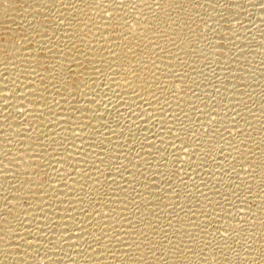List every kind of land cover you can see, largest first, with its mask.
I'll return each mask as SVG.
<instances>
[{"label":"bare ground","instance_id":"1","mask_svg":"<svg viewBox=\"0 0 264 264\" xmlns=\"http://www.w3.org/2000/svg\"><path fill=\"white\" fill-rule=\"evenodd\" d=\"M19 1L0 0V264H34L36 248L48 246L53 248L46 254L53 255L50 264H194L191 259H209L204 253L201 257L203 245L196 237L205 238L202 227L213 217L208 211L225 204V191L208 180L197 183L204 168L195 160L204 151L185 135L184 122L193 108L182 106L195 97L188 92L195 49L183 37L189 27L187 17L177 13L180 0ZM223 91L238 94L228 86ZM250 106H243L241 114L254 123L257 112ZM217 126L215 131L228 137L234 132L227 123ZM127 130H136L142 139L134 154L137 138ZM249 133L226 148L238 153L243 164V199L256 201L249 218V208L242 207L247 219L241 225L252 242L248 239L240 250L250 264H264V147ZM165 148L178 162L173 169L177 180L165 182L168 187L160 183L172 169L164 161ZM108 151L119 165L106 172L104 165L114 157ZM191 155L197 156L195 163ZM187 158L189 168L182 166ZM47 171L51 177H45ZM185 185L192 204L183 201L187 196L182 197L181 188L182 194L175 189ZM168 205L173 214L165 229L157 222L162 224L160 208ZM258 246L262 254L257 257ZM64 250H73L71 258ZM218 258L216 264L227 263Z\"/></svg>","mask_w":264,"mask_h":264},{"label":"rangeland","instance_id":"2","mask_svg":"<svg viewBox=\"0 0 264 264\" xmlns=\"http://www.w3.org/2000/svg\"><path fill=\"white\" fill-rule=\"evenodd\" d=\"M249 1L251 3H249ZM174 2H177V0H175ZM21 3H22V1H21ZM21 3H20V5H22ZM178 3L180 5H178ZM217 4H218V6H217ZM175 5L178 7L180 6V9L176 7L177 13L179 14V12H180V14L182 16L187 17L185 19H187V26L189 27V28H187V31H189V32L188 33L186 32L185 34L183 33V35L187 34L188 37L187 36H183V37L190 39L192 45H194L193 49H195V51H193V53H195V54L192 53V56H190V60H192L190 63H192L193 60H195V63H193L194 65L193 64L190 65L191 66L190 69H192V70H190L188 72L189 75L192 72V74L189 77L190 79L188 78V84L190 82L188 92L191 95H194L195 97L192 98V96H191L193 102L188 103V106L187 105L185 107L182 106L183 109L191 107L190 108V110H191L193 108V111H191V114H190L191 116L189 117L190 119L185 120V122H184L185 127H187V128H185V132H186L185 135H186V139L188 140L187 141L188 143H194L196 145V147H199L201 145L200 148L202 147V149L204 151V153L201 154V156H203V155L204 156L201 158H198V160H195V159H197L196 155H194V156L191 155L192 158L189 157L190 155L188 157H189V159H191L192 163H195V161H196L195 164H198L200 167L203 166V168H204L202 170L204 173L201 171V177H199V178L196 177V179L198 180L197 183L202 182V180H203V182H204V180L205 181L208 180L209 181V182H207L208 184L210 183V185H212V186L213 185L215 186V184L216 185L220 184V187L222 186L221 188H223L224 189L223 191H225L224 192L225 196L222 195L223 196L222 200L225 199V200H223L225 202L224 205L222 204L223 206L221 205V203L217 202L221 206L218 204H215V208H212V211H211V208L208 206L210 208V211H208V213L211 214V216H213V217L209 221L211 225L208 223L207 228L205 227L206 225L204 227H202V229H204L203 231H205L204 234H206L205 238L199 237L200 238L199 239L198 237H196V241L198 242L200 240L199 244L203 245L202 248L200 247L202 249L200 252L201 257L203 255H206L203 257H207L209 259L202 260V262H201V258L199 260L196 258V259H191L193 261L190 260V262L194 263V264H202V263L204 264V262L206 261L205 264H207L208 262H209V264L211 262H212L211 264H214V263L216 264L218 262V260H220L219 258L217 259V256H220V257L226 258V260H227L226 264H246V263L250 264L249 260H245L243 258V254H242L243 250H240V249H242V247H243V249H245L246 248L245 246L247 245V243L250 242L249 244H251L252 241H251V237L248 236V234H246L244 232L243 225H241V224H243L242 220L245 221V219L249 218V216L251 217V215H252L251 212H253L254 211L253 208L256 207V205H255L256 201L254 200L253 204H252L253 199L250 200V202L247 201L248 204L245 202L246 200H244V199H246L245 198L246 192H244V189H245V187L243 186L244 182H243L242 178H240V176L242 175L241 171L243 170V164H242L240 158L238 159L239 154L235 153L234 151L233 152L231 151V153H230V150L228 151L227 148L230 149L232 147V145H235L236 142H242L243 141V138H242L243 134L244 133L247 134L248 132H250L252 134L251 136L256 137L257 138L256 141L259 140L261 142V145L264 147V77H263L264 76V6H263L264 0H247V1L246 0L245 1L244 0H180L179 2L175 3ZM236 5L238 6V8ZM214 7L215 8L217 7V8L215 9ZM192 9H194V10H192ZM233 9L234 10L236 9L237 11L236 10L234 11ZM215 10L217 13L215 12ZM215 19H216V21H215ZM217 19H218V21H217ZM190 25L192 26V28ZM217 29H219V30H217ZM229 34H231V35H229ZM226 35L228 36V38ZM242 36H244L245 38ZM226 38H227V40H226ZM196 46H198V47L195 48ZM203 46L205 49L203 48ZM212 46L213 47L215 46L216 49L213 48ZM201 47H202L203 51L201 50ZM240 48L242 50H240ZM197 49H198V51L200 49V53L197 51ZM214 49L216 51H214ZM218 49H220V50H218ZM204 50H206V51H204ZM212 51H213V53H211ZM201 52H202V54H201ZM215 52H216V54H215ZM237 52H238V54H237ZM240 52L242 54H239ZM205 53H206V55H205ZM244 53H245V56H244ZM213 54H214V56H213L214 58L212 59L211 56ZM226 56H227V58H226ZM250 56H252V57H250ZM200 57H202V58L205 57V58L202 59ZM206 57H208L209 60ZM205 59H207V60H205ZM238 59H240V60H238ZM210 60H212V61H210ZM206 61L209 63H207ZM197 62H198V64H197ZM235 63L237 66L235 65ZM240 67H241V69H240ZM236 68H238V70ZM195 69H196V71H195ZM194 72L195 73L197 72L196 73L197 75ZM225 73L226 74L228 73V74L226 75ZM191 78H193V79H191ZM191 80H193V82ZM191 83H193V84H191ZM227 83H229V84L227 85ZM194 84H196V85H194ZM243 84H245V85H243ZM193 85L196 87H194ZM192 86H193V88H192ZM218 86H219V88H218ZM222 86H223V88H222ZM224 86H228V88L229 89L231 88V90L236 89L238 91V94L236 92H230L227 94L226 91L225 92L223 91ZM242 90H244V91H242ZM230 94H234V95H232L231 98L229 99ZM222 99H224V100H222ZM225 99H227V100H225ZM241 103H242V105H241ZM245 105H246V107L248 105L249 106L251 105L250 108H254L253 110H255V109L257 110V111L255 110V113L257 112V120H258L257 122L255 121L254 123H252L245 115L241 114L242 110H243L242 107ZM247 108H249V107H247ZM258 110L259 111L262 110V111L259 112ZM258 114H260V115H258ZM217 119L218 120L222 119L219 122L217 121L219 124H226L227 123V124L233 126L234 132H232L230 137H228L227 135H223L219 131H217V132L215 131V129H217V127H218L217 125H219L218 123H216ZM223 120H224V123H223ZM119 122H121L120 119H119ZM214 124L217 127H214L215 126ZM90 128H92L91 130L93 131L94 126H90ZM211 128L213 129V131ZM214 131L216 132V134ZM127 132H129V133H135L136 132L137 133L136 130H135V132L127 130ZM129 133L126 137L127 141H129V139L133 138V137L131 138V136H129ZM136 133H135V135H136ZM210 134H211V136H210ZM212 134L215 136H217V135L218 136L215 137ZM222 135L224 136V138ZM138 137H139V141L137 140ZM211 137L213 138V140ZM136 138H137L136 141L132 142V143H134L133 147H132L133 148L132 154H134L136 152V150L141 146L140 142L142 139H140L139 133H138V136L136 135ZM210 139L212 141H210ZM127 141H126V143H127ZM217 141L219 142V144ZM260 142H258V143H260ZM136 143H138V144H136ZM134 147H136V149H134ZM224 148H226V149H224ZM207 150L209 153H207ZM258 150H260V149L258 148ZM262 150H263V148L261 149V152H262ZM108 152L112 156L111 153H113V152H110V151H108ZM165 153L166 154H164V156H163L164 161H165V159L168 160L169 161L168 162L169 163L168 169L169 168H172V169H170L171 171L169 170L170 172L168 170L166 172H164L166 174L163 173L164 176H162L160 183L162 184L161 186L168 187L170 182L168 184H166L165 182H168V180L171 181V178L172 179L175 177L177 178V176H178V175H174V173L176 174V172L173 170L174 166L176 167V163H178V162L176 160L175 161L173 160V157L170 155L171 153H170L169 148H165ZM115 154H119V152H117ZM113 156H114V153H113ZM263 156L264 155H262V157ZM111 159H113L114 161L109 160V162H107L108 165H107V163H106V165H104V169H106L105 170L106 172H108L107 170H109L108 169L109 166L111 167V165L112 166L113 165L114 166L119 165V164L115 165V163L117 162V159L115 156ZM115 159H116V161H115ZM189 159H188V161L187 160L182 161L184 164V165H182L183 167L189 168L192 166V163H191V161H189ZM118 160H120V159H118ZM111 161H112V163H111ZM197 161H200V162L198 163ZM182 162H180V164H182ZM211 170L212 171L214 170V172H212ZM173 171H174V173H173ZM205 172H206V174H205ZM208 173H210L211 176ZM218 173H219V175H218ZM214 174H216V175H214ZM253 174L258 175L256 172H253ZM44 175H45V177H49V176L51 177V175L48 171L46 173H44ZM255 175H254V177H255ZM168 176H170V177L168 178ZM202 176L204 179L202 178ZM205 176H206V179H205ZM164 178H165V180H164ZM176 178L173 180L174 181L177 180ZM260 178H261V176L259 175L257 179H260ZM137 179L139 181H142L143 175L142 174L137 175ZM162 180H164V181L162 182ZM216 182H219V183H216ZM175 187H176L175 189L179 188L177 190V193H179V194L183 193L182 197L187 196V197L183 198V201L189 199L192 196L191 195L192 192L189 191L190 188L188 187V185L187 186L185 185L183 187L182 186L181 187L175 186ZM161 188L162 187L157 188L158 193H159V191L161 193L162 190H164L163 188L162 189ZM180 188L182 189L183 192L180 190ZM162 193H163V195H160V196L161 197L165 196L164 192H162ZM242 194L244 196H242ZM179 196L181 197V195H179ZM192 199H194L193 196H192ZM238 199H240V200L242 199L244 201L239 202ZM189 200H188V202L190 204L194 203L193 201H191V200L189 201ZM219 201H220V199H219ZM229 201H230V205L228 204V206H227V203H229ZM236 201H237V203H236ZM241 202L242 203L245 202V204L243 206H241L242 205ZM237 204H238V206H237ZM248 205H249V207H248ZM224 206H226V207H224ZM169 207L173 211V208L170 205H168V208L166 210L168 211L170 209ZM217 207H219L218 210H217ZM242 207L243 208L246 207V209L249 208L247 210H250V211L248 212L246 209H243ZM240 208H242L243 210H241ZM160 209H162L164 212L160 210L161 214L159 212H158V214H160L162 217L163 216L164 217L162 218V222H161L162 224H160L159 221L157 222V224L163 225V227L165 229H167L169 226L168 225L169 217L172 216L171 214H173V212L171 211V209L168 211V213L165 209H163V208H160ZM201 209H205V208H203V206H201ZM225 209H227V211ZM229 210H230V212H229ZM244 210H246L245 211L246 213L244 212ZM218 211H219V213H221L219 216L215 215V212H218ZM224 211H225V213H224ZM241 211L243 213H245V217H247V218H245V217L243 218V213ZM212 213H213V215H212ZM163 227H160V228H163ZM208 230L210 231L209 234H207V232H209ZM238 231H240V232H238ZM223 233L225 234V236H223L224 235ZM162 234L164 235V233H162ZM162 234L160 233L161 236H163ZM217 234L219 235L220 238L219 237L217 238V236H218ZM222 237H224V239ZM163 238H165V236H163ZM209 238H210V240H209ZM248 239H250V241ZM208 240H209L210 244L205 242ZM213 240H214V242H213ZM216 242L218 244L215 245ZM245 242H246V244H245ZM211 243H212V246H211ZM206 246L208 247V249ZM209 246L211 247V249ZM213 246L216 247V249ZM218 246H220L221 248L219 247V249H218ZM47 248L46 247L45 248H36L37 250L39 249L38 251L36 249H34L35 251H37V253L34 252V254H36V255H35V258H33V259H35L39 264H50V263H47V261H48V258L53 257V255L51 254L52 256H50V255L46 256V254L48 251L52 252L53 250H50V249H53V248L52 247L49 248V246ZM257 248H259V249H257ZM257 248H256L255 252H256V256L258 257L259 255L262 254V252H261L262 247L258 246ZM205 249H206V251H205ZM209 249H210V251H209ZM221 249H224L225 252H224V250H221ZM64 251L68 252L67 253V254H69L68 258H71L70 256L72 255L71 253L73 250H71V251L64 250ZM206 252H207V254L209 252L208 256H207ZM210 252L211 253L213 252V253L210 254ZM221 252L222 253L224 252L223 255H221L222 254ZM201 253H204V254L202 255ZM215 253H217V254L215 255ZM227 253H228V256H226ZM229 256L231 258H229ZM233 256H234V258H233ZM228 258H229V260H228ZM51 260H54V259H51ZM196 260H197V263H196ZM36 261L34 262V264H38ZM213 261H214V263H213Z\"/></svg>","mask_w":264,"mask_h":264}]
</instances>
